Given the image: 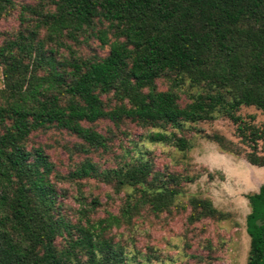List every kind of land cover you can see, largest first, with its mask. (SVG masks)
Returning a JSON list of instances; mask_svg holds the SVG:
<instances>
[{"label":"trees","instance_id":"obj_1","mask_svg":"<svg viewBox=\"0 0 264 264\" xmlns=\"http://www.w3.org/2000/svg\"><path fill=\"white\" fill-rule=\"evenodd\" d=\"M12 15L15 29L0 32V264H150L111 232L182 215L187 240L196 224L226 219L206 198H180L195 177L156 170L151 151L119 144L105 168L87 156L129 140V125L183 153L195 124L222 118L248 151L204 137L264 167L263 130L237 114H264V0H0V21ZM90 41L105 53L80 54ZM49 131L77 139L66 150L84 156L65 175L32 141ZM88 179L117 197L114 213L95 215L100 203L80 191ZM60 183L75 186L76 209ZM246 199L245 264H264V184Z\"/></svg>","mask_w":264,"mask_h":264},{"label":"rangeland","instance_id":"obj_2","mask_svg":"<svg viewBox=\"0 0 264 264\" xmlns=\"http://www.w3.org/2000/svg\"><path fill=\"white\" fill-rule=\"evenodd\" d=\"M15 27V15L0 21V32L10 33ZM78 52L82 55H103L105 49H101L96 41H90L88 46L79 47ZM157 86L164 89L160 83ZM237 114L243 121H248L251 116V123L264 132V114L252 107H241ZM105 126L107 123L102 122L97 128L102 130ZM194 127L200 132L187 135L190 148L183 153L159 143H149L144 139L147 133L145 130L129 125V140L114 141L107 154L98 152L87 157L105 168L115 166L116 156L122 152L119 144L123 149L134 152L151 151L156 170L195 177L192 183L183 186L180 198L189 195L206 198L216 210L227 215L226 219L217 223L204 221L196 224L195 230L187 235L186 240L182 237L186 230L182 215L158 220L144 218L135 221L130 230H113V241L119 242L125 252L147 253L151 257L150 264H245L249 242L246 232V216L249 212L246 195L257 192L259 186L264 184V167L247 164L242 155L222 153L204 137V134H217L242 151H248L240 142L236 127L228 120L216 118L209 122H199ZM32 141L44 147L55 170L62 175L71 171L84 157L66 150L78 141L65 133L49 131L36 135ZM256 152L264 155V140L257 142ZM81 183L80 191L86 203L93 198L100 203L95 214L97 217L104 215V209L115 212L117 197L108 187L94 179L82 180ZM58 186L65 189V206L70 210L76 209L77 203L73 198L77 194L75 186L70 183H60Z\"/></svg>","mask_w":264,"mask_h":264},{"label":"water","instance_id":"obj_3","mask_svg":"<svg viewBox=\"0 0 264 264\" xmlns=\"http://www.w3.org/2000/svg\"><path fill=\"white\" fill-rule=\"evenodd\" d=\"M255 224H256V226H260L259 221H256Z\"/></svg>","mask_w":264,"mask_h":264}]
</instances>
